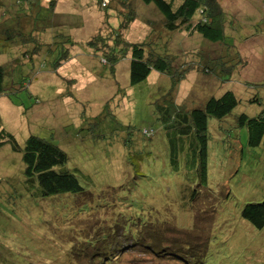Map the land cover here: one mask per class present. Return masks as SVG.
<instances>
[{
    "label": "rangeland",
    "instance_id": "obj_1",
    "mask_svg": "<svg viewBox=\"0 0 264 264\" xmlns=\"http://www.w3.org/2000/svg\"><path fill=\"white\" fill-rule=\"evenodd\" d=\"M0 1V21L4 17V26L15 27L10 25L17 14L14 2L25 0ZM48 1L25 4L30 15L18 20L24 30L32 28L41 7L48 9ZM219 2L225 39L212 43L188 29L163 30L155 5L133 0L137 17L125 38L148 37L156 53L176 57L175 68H194L172 103L166 75L152 71L131 87L129 58L115 66L112 77L80 46L108 30L94 0H57L53 11L38 17H56L47 25L38 22L41 35L35 44L42 51L66 39L53 37L61 32L75 43L69 47L71 59L56 71L24 58L30 45L18 41L1 49V64L12 63L9 78L25 82L31 96L19 93L12 98L15 104L0 97V125L20 145L30 135L54 139L83 191L44 198L36 189L26 192L19 156L9 147L1 149L0 264H103L97 249L107 253L104 264H264V227L257 229L242 217L246 205L264 200V135L251 147L247 129L233 125L236 116L254 117L264 109V0ZM109 13L115 26L116 14ZM224 64L234 67L222 74ZM226 92L238 104L222 126L209 119L202 158L186 118L189 110ZM143 128L154 129V136H143ZM146 229L156 238L163 233L166 251L182 261L141 250ZM126 239L141 243L133 248Z\"/></svg>",
    "mask_w": 264,
    "mask_h": 264
},
{
    "label": "trees",
    "instance_id": "obj_2",
    "mask_svg": "<svg viewBox=\"0 0 264 264\" xmlns=\"http://www.w3.org/2000/svg\"><path fill=\"white\" fill-rule=\"evenodd\" d=\"M99 9L103 12L104 22L107 25V32L97 31L87 42L81 47L91 51L94 58H96L103 67H108L114 73L115 66L122 60L129 58V85L131 87L138 85L145 81L152 71L166 75L170 81L168 92L171 93L170 102L174 101V96L178 86L186 79V76L194 69L192 66L175 68L176 57L163 53L158 54L152 49L151 40L145 38L142 41L130 42L124 34L130 25L137 17V11L133 4V0H94ZM145 4L153 3L157 10L162 14V27L167 32H179L183 29L200 34L212 43H222L225 39L224 31L226 29L225 12L219 0H140ZM57 0L48 1V9L40 8L41 13H36V20L31 29L24 30L19 24L20 16H29L30 7L34 4L40 6V0H25L24 4L21 2H14L17 7L16 17L12 20L10 25L16 23V26L6 27L3 24L6 22L2 17L0 21V57L3 54L1 49H5L10 44L20 42L23 46L30 45L32 48L23 52L24 58L30 62L34 61L39 64L46 65L56 71L62 66L64 62L71 59L69 47L75 46V43L70 41L64 33H57L53 37L66 38L61 42L48 45L47 49H40L36 44L41 35L38 22L47 25L48 22H56L55 18H44L45 20H38V17H43L44 11H53ZM105 4L103 7L102 4ZM47 5V6H48ZM3 3L0 1V9ZM112 9L117 17L116 25L109 23L110 13ZM38 14V15H37ZM5 16V14L3 15ZM11 22V21H10ZM47 26L44 27L46 29ZM70 42V45H66ZM55 44V45H54ZM53 46L54 49H50ZM11 50V49H10ZM44 62V63H43ZM223 63V61H222ZM12 63L5 65L0 62V97H6L12 104L19 93H26L29 97L31 93L25 82H14L9 78ZM233 68L234 65L222 66L220 72L222 74L229 73L228 68ZM7 81V82H6ZM69 81L68 83L73 82ZM162 98L160 97L159 100ZM238 101L232 92H226L219 98L210 97L201 107L189 110V116L186 118L185 127L189 132H193L195 137L201 143V156H206L208 145V121L214 119L220 126L221 121L227 116H231L233 110L236 108ZM100 115L97 116V118ZM233 125L236 128H246L249 135V146H259L264 135V109L254 117H249L246 114H240L234 118ZM222 128V127H221ZM155 134L154 129L143 128L142 135L146 138H152ZM9 147L17 157H19L18 174L21 176L20 183L26 192L30 193L36 189L38 198L64 195V194H79L83 191L75 174L69 169L65 168L68 162L67 154L59 147L54 139L47 140L45 138L30 135L25 142L20 145L15 137L0 125V150ZM201 169L205 167V161H201ZM12 179L8 178L11 183ZM23 189V193L25 192ZM25 194V193H24ZM242 217L251 223L255 228L262 229L264 227V200L260 203L248 204L242 210ZM145 236L142 240L140 249L156 254L157 258H168L172 256L180 261L182 258L171 254L169 248L164 243L166 236L163 233L159 234L157 238L150 234L149 229H146ZM163 232V231H162ZM132 247H138L141 241L136 242L128 240ZM113 244V242H112ZM98 245V244H97ZM158 245L162 250H155ZM99 248H104L105 245H98ZM109 246V245H108ZM124 249V247H123ZM137 249V248H135ZM97 249L96 257H103L104 263L109 260L107 253L101 254ZM120 251V250H119ZM118 252H110L108 255H115ZM119 254V253H118ZM120 259V258H119ZM113 261L110 264H116ZM103 263V264H104Z\"/></svg>",
    "mask_w": 264,
    "mask_h": 264
},
{
    "label": "built area",
    "instance_id": "obj_3",
    "mask_svg": "<svg viewBox=\"0 0 264 264\" xmlns=\"http://www.w3.org/2000/svg\"><path fill=\"white\" fill-rule=\"evenodd\" d=\"M105 4L103 3L102 6H104Z\"/></svg>",
    "mask_w": 264,
    "mask_h": 264
}]
</instances>
